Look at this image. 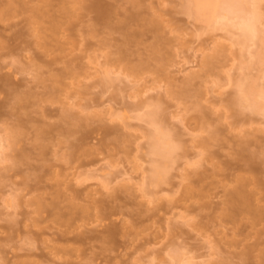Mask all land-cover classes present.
Listing matches in <instances>:
<instances>
[{
  "label": "rangeland",
  "instance_id": "1",
  "mask_svg": "<svg viewBox=\"0 0 264 264\" xmlns=\"http://www.w3.org/2000/svg\"><path fill=\"white\" fill-rule=\"evenodd\" d=\"M138 1L0 0V264H246L230 230L248 245L264 231V218L220 216L237 179L264 183V112L249 107L264 108V0L247 45L222 7ZM158 139L169 158L152 154ZM195 186L206 196L178 202ZM68 228L104 238L65 255L80 245L59 239Z\"/></svg>",
  "mask_w": 264,
  "mask_h": 264
},
{
  "label": "bare ground",
  "instance_id": "2",
  "mask_svg": "<svg viewBox=\"0 0 264 264\" xmlns=\"http://www.w3.org/2000/svg\"><path fill=\"white\" fill-rule=\"evenodd\" d=\"M239 1L241 2V0H223V1L217 0L216 5H214V7H213V3H212L213 0H200L196 4V9L199 13L212 11V14H215V11L218 8L222 7L224 10V15L222 17H220V20L226 21V22L231 20L230 16L232 14L236 15L239 18V22L237 24L232 25V27H234L235 29H237L241 32V37L237 40V42L241 45H245V44L247 45L249 42L253 41L254 38L260 36L262 33V30L260 29V26H259L262 22V18H261L262 16L259 13V8H260V4L263 0H251L250 2H248L250 4V8H249L247 14L244 13V11L241 10L238 6H236V4ZM136 6H140V2L138 0L136 2ZM94 8H95V6H94ZM187 12L190 13V10H188ZM98 13L101 17H107L109 15L108 12H105V11L101 10L100 8H98ZM227 26H228V24L226 23L225 27H227ZM262 40L264 41L263 37H262ZM27 48H28L27 46H24L22 48V50L23 51H27V50L29 51V49H27ZM44 59H42V57H41V61ZM46 59H47V57H46ZM262 59H264V57ZM48 60H50V61L47 62V60H46V62L43 63L45 61L44 60L42 63L46 65L44 67H47V66H49L48 68L51 67L50 68L51 70H52V65L55 66V63L59 62V61H55V60L52 61V59H48ZM42 63H41V65H42ZM241 91L243 92L242 96L244 98H246V101H249L250 95L253 93L254 88H253V86H251V88L248 89V91L246 90V92H244V87L242 85ZM260 95L264 96V94H260ZM249 107L252 110H255V111L259 110V111L264 112V108H260L261 106H260L259 102H254L252 104L250 103ZM0 108H1V106H0ZM152 116L153 117H151V121H150L151 124L156 128L160 127L161 126L160 120L155 119V117H156L155 115H152ZM2 117H3V113L0 112V119ZM160 140L161 139L157 140V142L153 146L151 152L154 155H159V156H162L163 158H169V156L171 154V148L169 145H163L162 143L158 142ZM252 145L257 146V142H254V143L253 142L252 143L246 142V150L251 148ZM256 158H257V153H255V152H251V154L249 156H246V160H244L246 170H256V167H255L254 162H253V160ZM239 167H240V165L237 164L235 169H237ZM159 170H160V168H156V170H154V173L156 176L161 175L162 172H160ZM155 181L158 182L157 180H155ZM237 182H238V185L236 186V188L233 191L232 190L230 192L226 191L225 195L229 196V199H227L226 201L223 202L222 206H224V207H223V211L220 215V216H222L221 218L222 219L225 218V220L229 219V221L235 223L236 222L235 221L236 216L246 214V217L250 216L255 221H262L264 218V213H263L264 212V204L259 205L261 202L259 204H255L256 203L255 201H256V197L258 195L264 196V183L257 181V178H255V177L251 180L243 179V177H241V178L237 179ZM252 184H254V187L248 188ZM260 185L263 187H260ZM204 192H205V190L203 188L197 189V186L192 187L188 190V192H186L185 195L182 196L181 199H179L178 202H180V200H182L184 202H188V201H190L191 198H195L196 196H204L205 197L206 195ZM260 200H258V201H260ZM119 202H120L119 198H115L114 201L109 202L107 204H105L104 202H101V204L99 205V208L105 214V216L111 215V214L116 213L118 210H120L122 208V205H120ZM184 204H186V203H183V205ZM206 204L207 203H205L203 205L200 204V206L197 208V211L205 210V208H207ZM183 205L181 206V204H180L181 207H183ZM186 207H187V205H186ZM191 207L192 206H188L187 208L191 209ZM75 209H76L75 213L77 214V216L80 214L82 215V216H79L80 219H83V217H84L83 214H89V208H87V207H80V208H75ZM192 209H195V208L192 207ZM75 213H73V214H75ZM66 215L65 216L68 217V214H66ZM235 226L237 227L238 223H236ZM74 229L76 230V228H74ZM235 229H236V231H234ZM234 230H230V231H232L231 232L232 236L231 235L229 236L231 239L230 238L227 239V240H229V243L231 244V246H233V247L237 246L238 248L241 247L240 253L238 252V254L237 253H234V254L235 255L237 254V257L240 258L241 260L246 261V264H249L248 262H250L251 260L257 261L256 264H264V237H263L264 231L261 232V234L259 233V238L256 240V242H254L251 245H248L247 243L243 244V242L245 240V239H243L244 229L237 227V228H234ZM105 232H107L108 235L112 234V232L110 230H107ZM35 233H33V234L35 235ZM73 233H74V230L71 231L69 228L65 229L59 235V239L62 241H65L67 243L73 242L75 244H80L78 246V248L75 246L74 247H64V248L62 247L59 252L65 254V255H68V254H72V253H75L78 251L85 252L87 250H93V248L95 247L94 243L96 241H99L100 237L104 238V235H103L104 232H102L103 234L100 233L101 234L100 236L92 235V236H88V237L85 236L84 233L83 234L79 233V234H76L75 236H72ZM38 235L36 234L35 237H39L41 234L39 236ZM246 238H247V235H246ZM6 240H4V241L6 242ZM4 241H2V242H4ZM227 243H228V241H227ZM229 243H228V245H229Z\"/></svg>",
  "mask_w": 264,
  "mask_h": 264
}]
</instances>
